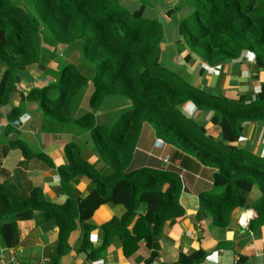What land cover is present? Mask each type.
Masks as SVG:
<instances>
[{
    "label": "trees",
    "instance_id": "16d2710c",
    "mask_svg": "<svg viewBox=\"0 0 264 264\" xmlns=\"http://www.w3.org/2000/svg\"><path fill=\"white\" fill-rule=\"evenodd\" d=\"M173 1L174 7L160 12L169 18L175 10H186L184 16L172 18L177 19L176 41L178 52L185 51V64L197 62L202 70V64L229 62L248 51L253 69H264V0ZM149 6L148 0H137L131 10L120 0H21V5L0 0V104L25 68L39 61L41 48L74 49L72 60L80 62L82 71L62 60L55 72L48 71L53 80L29 88L25 99L36 103L53 130L88 131L84 142L64 145L66 162L55 169L63 185L78 176L89 179L84 196H70L61 204L46 199L38 186L20 194L1 184V248L18 244L17 221L43 211L57 228L43 257L47 264H59L79 222L84 229L78 248L90 247L94 227L85 221L106 203L121 206V215L98 226L100 244L88 256L116 242L128 257L143 240L150 249L149 264L157 254L164 223L183 213L178 201L182 174L199 170L211 172L210 190L197 194L211 224L226 227L232 213L246 207L256 212L257 223L264 224V157L235 143L244 123H264V79L249 97L240 94L234 99L192 85L185 67L164 64L170 58L160 48L164 24L161 18L143 16ZM88 84L85 107L74 113ZM110 97L123 99L125 105L111 123H100L95 112ZM186 103L198 111L195 116L185 113ZM206 122L217 127V135L207 132ZM144 127L168 147L167 154L158 158L138 150ZM10 145L24 158L47 159L31 153L21 140ZM47 165L53 167L50 160ZM140 204L145 206L143 213L137 211ZM177 261L191 259L185 261L180 254Z\"/></svg>",
    "mask_w": 264,
    "mask_h": 264
},
{
    "label": "crops",
    "instance_id": "0c3cea01",
    "mask_svg": "<svg viewBox=\"0 0 264 264\" xmlns=\"http://www.w3.org/2000/svg\"><path fill=\"white\" fill-rule=\"evenodd\" d=\"M76 51L68 47H58L55 52L41 48L39 61L29 65L12 84V91L3 104H0V185L24 194L30 187L38 186L44 197L57 204L63 203L70 196H84L87 193L89 179L78 176L63 185L55 167L66 162L64 145L69 142H84L88 131L69 127L65 130H53L51 124L43 118L37 105L25 99L27 90L40 87L53 80L55 72L63 61H71L80 66L77 59L72 60ZM182 51L175 58V65L185 67L189 82L194 86L202 85L212 91H218L227 98H236L240 94L249 97L264 79V70L253 69V54L242 51L239 57L221 64L207 66L193 62L187 65L183 61ZM80 68V67H79ZM82 68H80L81 70ZM51 71V72H48ZM82 71V70H81ZM85 74L86 71H85ZM90 86H86L78 109L83 106ZM125 102L120 98H105L101 108L96 111V121L111 123ZM189 106H186V109ZM185 113L195 116L198 111ZM200 116V113H199ZM204 115V119L208 118ZM112 118V119H111ZM111 119V120H109ZM109 120V121H108ZM204 128L212 135H217V127L206 122ZM21 140L33 154L44 155L24 158L18 148L10 143ZM157 138L150 128L144 127L138 138L137 148L140 152L161 158L168 153V147H158ZM237 146L249 149L258 156L264 154V123L246 122L242 133L235 142ZM85 145L83 146V149ZM50 160L53 167L47 165ZM93 162L95 158H88ZM99 166L100 163L96 162ZM211 172H185L181 176L182 189L178 201L183 208L182 215L164 223L162 232L157 237L158 251L149 264H264V224L256 221V212L252 208H243L226 227H217L210 223L208 214L199 205L197 194L209 191ZM68 186V188H66ZM25 189V190H24ZM249 198L253 200L256 191ZM144 204L138 207L143 213ZM119 205L101 204L85 222L94 228L90 231V247L80 250L79 242L83 233V222L68 237L69 250L60 257L59 264H148L150 249L144 241L128 257L124 256L119 243L112 242L95 257H89L91 248L100 244L98 226L111 217L121 215ZM18 244L14 247H0V264H47L43 249L56 238L57 228L49 214L34 211L29 219L16 222ZM191 262L179 263V255ZM199 260L193 261L195 258ZM193 259V260H192Z\"/></svg>",
    "mask_w": 264,
    "mask_h": 264
},
{
    "label": "rangeland",
    "instance_id": "374dc122",
    "mask_svg": "<svg viewBox=\"0 0 264 264\" xmlns=\"http://www.w3.org/2000/svg\"><path fill=\"white\" fill-rule=\"evenodd\" d=\"M148 1H149L150 6L149 8H147L143 16L148 17V18L158 17L162 19L163 24H164L163 26L164 40L162 43H160V48L161 50L164 49L163 52L165 53L169 52V55H170V58H167L164 64L168 67H170L171 65L174 66L173 65L175 63L174 59L177 58L178 54L181 53L183 50L178 52L180 45L176 41L178 38L177 33H176L177 19L173 21L172 18L173 17L179 18L181 16H184L186 14V10L183 7L179 10H175L171 15L172 17L170 16L168 18L167 14L160 12V9L164 10L165 8H167V10H170L171 7H174V5H176L175 1L173 0H148ZM11 2L13 4L21 5V0H11ZM120 4L126 9L131 10L137 7V0H120ZM181 72L182 71H179V73ZM101 105H102V102H101ZM157 146L163 147V144L159 140H157Z\"/></svg>",
    "mask_w": 264,
    "mask_h": 264
},
{
    "label": "built area",
    "instance_id": "2783aa9c",
    "mask_svg": "<svg viewBox=\"0 0 264 264\" xmlns=\"http://www.w3.org/2000/svg\"><path fill=\"white\" fill-rule=\"evenodd\" d=\"M205 65H206V64H205ZM262 70H264V69H262ZM186 106H189V110H188V108L186 109ZM184 108H185L189 113L194 111V107H193V105H191L190 103H186V104H184ZM159 141H160V140H159ZM160 142H161V141H160ZM262 157H264V154H263ZM162 160H163V161L167 160V157L164 156Z\"/></svg>",
    "mask_w": 264,
    "mask_h": 264
}]
</instances>
